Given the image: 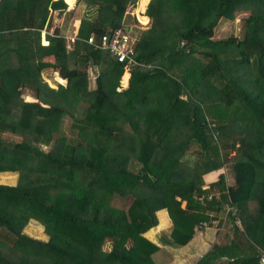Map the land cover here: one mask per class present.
<instances>
[{"label":"trees","instance_id":"obj_1","mask_svg":"<svg viewBox=\"0 0 264 264\" xmlns=\"http://www.w3.org/2000/svg\"><path fill=\"white\" fill-rule=\"evenodd\" d=\"M75 3L70 41L48 32L64 0H0V174L17 173L0 183V264H154L161 208L167 247L217 221L195 264H264V0H149L144 24L137 0ZM242 12L239 37L213 38ZM125 27L131 61L86 42Z\"/></svg>","mask_w":264,"mask_h":264},{"label":"rangeland","instance_id":"obj_2","mask_svg":"<svg viewBox=\"0 0 264 264\" xmlns=\"http://www.w3.org/2000/svg\"><path fill=\"white\" fill-rule=\"evenodd\" d=\"M141 1H144L145 2V0H137L136 6L133 9L132 13L135 15L136 19L139 20V22L141 24H144V22H145L144 18L142 16L139 17L138 14H137V13H140L142 15L143 12H144V10H145V7H146V5L144 6L143 4L140 7ZM65 3H66V1H65ZM69 4H70V6H69ZM145 4H146V2H145ZM66 6H67V8H66L67 10H70V9L73 10V14H72L71 18L69 20H65V18H63L64 16H58L56 13L51 14V26H50L48 32H51V30L53 29V27L55 25V26L59 27L60 31L65 35V37L68 40H70L69 37L70 36L73 37L74 31L77 29L74 26L77 25V27H78V22L75 23V19L81 15V13L83 12L84 6L81 3H77V4L74 3V1L72 3H68L67 2ZM143 6H144V9H142ZM244 14L245 13H243V12L242 13L235 14L232 20L220 19L217 22V24L215 25L214 29H213V38L214 39H217V38H225V37H227L229 35H234L236 37H239L241 35V29H242V26H241V24H242L241 16H243ZM128 23H130V22H128ZM131 28L132 27L130 26L129 29H131ZM133 30L135 32L138 31L137 29H133ZM42 35H44V31H41L40 32V43L41 44H44V43H42V38H44V36L42 37ZM70 41H69V43H70ZM46 71H51V70L50 69H44V70H42L40 72V75L39 76H41V78L47 83V85L49 87L55 88L57 86V84H59V83L64 84V79H62V82H59V83H57L55 85H51L48 82V80L45 79V77H44V74H45ZM127 71L124 70L123 73H122V75H121V77H120L121 85L122 86H125L126 85V84H124L122 82V78H123L124 73L127 72ZM87 72H88V75L90 76V78H92V75L94 74L93 69L92 70H89L88 69ZM120 80H119V83H120ZM28 93H29L28 90H26V89H23L22 90V93H21L20 96L22 97L23 100H25V101L31 100V99L28 98V96L25 98L26 94H28ZM32 100H33V98H32ZM65 119H66V117H65ZM68 121H69L68 119L64 121L65 125L68 124ZM69 131H70V129L69 128H66L65 129V134H70ZM225 168H227V167L225 166V167H222V168L218 169V171L210 172V173H213V174H211L208 179L209 180H213V179L216 180L217 177H218V175L220 173H223V172L225 173V170H226ZM207 174H209V173H207ZM205 175L206 174H204V178L206 179ZM16 177H17V173H15V172L2 173V174H0V183L14 184L15 183V180H16ZM225 178H228V177H225ZM226 180H225V182H226ZM215 223H217V221H212L209 224L213 228V234L212 235H218V231H219L218 229H220L219 226L218 227H216V226L213 227V225H215ZM23 231L25 233H27L28 235L33 236L35 238H39V239H45L46 238V236L42 232V227L40 225H38L36 222H34V221H29L24 226ZM224 237L226 238V236H224ZM238 240L241 242V239L240 238ZM108 246H109V243L108 242H105L104 247L106 248ZM166 257L168 258V255L167 256L166 255H163V256L159 255L157 257V259H156V264H165Z\"/></svg>","mask_w":264,"mask_h":264},{"label":"crops","instance_id":"obj_3","mask_svg":"<svg viewBox=\"0 0 264 264\" xmlns=\"http://www.w3.org/2000/svg\"><path fill=\"white\" fill-rule=\"evenodd\" d=\"M145 2L141 1L140 7L142 6V4L145 6L148 3L147 2L145 4ZM74 3H75V0H74ZM69 6H70V4H69ZM143 16H145V15H143ZM79 18H80V16L77 19L78 23H79ZM146 19H147V17H146ZM74 27L77 28V25H75ZM125 29H127V28H125ZM42 31H44V30H42ZM75 31H74V33H75ZM44 33H45V31H44ZM43 36L44 35H42V37ZM69 38H72V37L70 36ZM42 39L45 40V38H42ZM46 43H47V41H45L44 44H46ZM128 77L129 76H127V80H128ZM46 79L47 80L52 79L51 81L58 82V83L62 82V78L59 77V75L57 74L56 71H53L52 76L47 77ZM64 82H65V80H64ZM59 84H62V83H59ZM127 84H128V81L126 82V85ZM126 85L123 87H126ZM120 86H122L121 80H120ZM27 96L31 97L30 95L26 94L25 98ZM27 101H31V100H27ZM213 171H218V170H212L210 172H213ZM203 178H204V175H203ZM204 180H205V178H204ZM212 181H215V180L213 179ZM155 216H156V220H157L156 225L154 227L147 229L143 233V235L148 240L152 241L153 243H156L159 247L158 250L152 255L154 264H156V259L159 255H161V256H163V255L167 256L168 255V258L166 257L165 264H195L196 260L209 248L211 242L214 240L213 239L214 235H212L213 234V228L211 226L210 227L207 226L206 228L200 227V228L194 230V233H193L192 237L190 238V240L182 246L172 248V247H167V246L161 245L157 242V240L159 239V236H161V235H168V233L170 231V227H171V221H170V219L167 215V212L164 208L157 210L155 212Z\"/></svg>","mask_w":264,"mask_h":264},{"label":"built area","instance_id":"obj_4","mask_svg":"<svg viewBox=\"0 0 264 264\" xmlns=\"http://www.w3.org/2000/svg\"><path fill=\"white\" fill-rule=\"evenodd\" d=\"M72 38H70L71 40ZM99 42L95 43L93 38L87 37L86 42L92 43L95 47H99L103 50H106L112 57H114L118 62H123L126 58L130 61L132 60L130 57V53L132 51L133 37L129 35L127 29L116 28L113 30H109L104 32L99 37ZM125 71H127V66L125 67ZM128 72V71H127ZM129 76V72H128ZM212 182V180H204V187L207 186V183ZM209 198V196H207ZM211 222L214 220H210ZM200 227H205L207 225L206 222H201ZM264 258V257H263Z\"/></svg>","mask_w":264,"mask_h":264},{"label":"bare ground","instance_id":"obj_5","mask_svg":"<svg viewBox=\"0 0 264 264\" xmlns=\"http://www.w3.org/2000/svg\"><path fill=\"white\" fill-rule=\"evenodd\" d=\"M66 2H68V3H72L74 0H65ZM146 1V0H145ZM127 76H128V74H127V72H125L124 73V79H125V82H127Z\"/></svg>","mask_w":264,"mask_h":264},{"label":"water","instance_id":"obj_6","mask_svg":"<svg viewBox=\"0 0 264 264\" xmlns=\"http://www.w3.org/2000/svg\"><path fill=\"white\" fill-rule=\"evenodd\" d=\"M126 28V27H125ZM67 81L65 80V82H64V84L66 83ZM190 115L192 114V111H190V113H189Z\"/></svg>","mask_w":264,"mask_h":264}]
</instances>
